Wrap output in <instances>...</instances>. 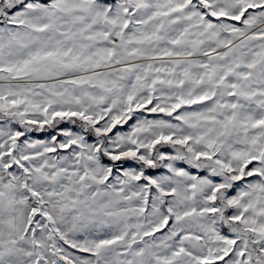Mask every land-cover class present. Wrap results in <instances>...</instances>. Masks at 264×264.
Returning <instances> with one entry per match:
<instances>
[{"label": "snow or ice", "instance_id": "snow-or-ice-1", "mask_svg": "<svg viewBox=\"0 0 264 264\" xmlns=\"http://www.w3.org/2000/svg\"><path fill=\"white\" fill-rule=\"evenodd\" d=\"M0 264H264V0H0Z\"/></svg>", "mask_w": 264, "mask_h": 264}]
</instances>
